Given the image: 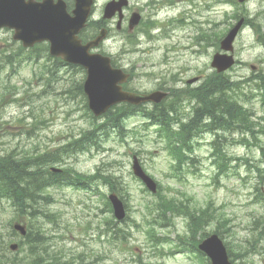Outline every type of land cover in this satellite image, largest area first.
Wrapping results in <instances>:
<instances>
[{"label":"rangeland","instance_id":"1","mask_svg":"<svg viewBox=\"0 0 264 264\" xmlns=\"http://www.w3.org/2000/svg\"><path fill=\"white\" fill-rule=\"evenodd\" d=\"M107 1L96 0L92 20L101 17ZM216 1L161 0L159 5L167 8L153 20L161 25L177 19L183 23L154 29L151 39L138 28L133 36L138 44L130 45L125 35L117 34L113 21L111 37L99 51L111 56L118 67L133 72L127 85L133 91L149 92L161 83L174 88V78L180 87L187 80L200 77L193 85L196 87L213 73L211 59L219 51L213 44L214 39L199 43L196 36L200 33L218 35L231 22L225 15L231 14L232 7ZM242 6L248 9L250 18H264V0H245ZM129 8L124 11L126 22L137 8V0H129ZM126 22L123 28H126ZM88 34L93 33L88 31ZM256 37L249 25L238 34L233 50L237 63L226 72L233 80H242L251 73L264 70V48ZM19 47L10 34L0 35V60L15 54ZM24 53L27 62L6 68L0 76V156L55 153L93 123L74 86L82 81L84 74L52 64L44 49ZM253 90L252 84L244 86L245 97L242 99L253 112L254 120L264 126V107L253 97ZM193 105L189 106L192 108ZM189 106L184 105L186 117L190 115ZM96 122L101 123L102 119ZM144 122L138 115L129 117L125 122L129 133L125 137L111 132L100 148L92 147L86 153L66 156L69 158L64 164L53 165L70 167L85 176L98 171L99 179L93 180L91 191L70 187L47 190L52 203L45 205V213L55 216L53 219L42 216L31 224L34 230L41 229L50 238L47 242L50 250L62 252L71 263L77 262L76 257L82 255L86 264H199L196 249L185 241L190 236L188 217L169 213L159 215L158 223H146V218L151 221L157 212L151 210L147 214L144 207L155 202L158 211V200L132 174L131 156L136 154L163 195L176 198L196 212L206 207L217 209L213 220L197 234L196 241L203 233L219 231L223 242L238 256L235 264H264V236L258 238L264 227L254 224L255 219L264 217V202L254 201L255 191L264 190V152L260 149L264 147V134L249 137V144H242L241 135L226 133L221 143L228 166L222 173L213 164L211 156L210 144L214 135L198 134L192 140L195 161H188L177 170L174 167L176 160L173 161L166 151V143L158 135L157 127L146 126ZM110 178L113 180L111 185L104 181ZM111 186L126 201L128 217L122 223L107 227L106 221L112 214L104 196L107 198ZM19 217L7 202H2L0 233L17 242L20 239L10 234L11 224L15 220L27 222ZM117 227L125 233L121 241L112 239L111 232ZM150 229L153 231L147 234ZM184 247L188 250L184 251ZM17 257L24 259L27 256L21 253ZM26 262L24 259L23 263Z\"/></svg>","mask_w":264,"mask_h":264},{"label":"trees","instance_id":"2","mask_svg":"<svg viewBox=\"0 0 264 264\" xmlns=\"http://www.w3.org/2000/svg\"><path fill=\"white\" fill-rule=\"evenodd\" d=\"M89 26V31H95L99 28L97 23H90ZM251 26L258 42L264 47V31L262 29L264 24H251ZM86 38V36H83V40ZM126 40L131 45L136 43L133 35H127ZM69 67L84 74L81 68ZM247 83H252L256 96L264 104V72L253 74L244 81H233L225 74L212 73L202 84L195 88L187 87L179 91L171 89L170 99L161 105L154 106L151 110L120 105L104 115V120L101 123H97L92 118L93 123L88 130L83 131L78 137L73 138L56 150L55 153L50 152L39 155L31 153L23 155L21 153L0 156V204L7 202L13 208V213L16 212L20 215L19 218H25L27 221V234L23 240L19 241V251L13 256H10L12 253L7 248L12 241L11 238H7L0 233V264H86L82 255L76 257L77 262L71 263L69 259H65L66 257L62 252L51 251L47 245L50 238L46 237L41 229L34 230L31 222L42 216L47 219H53L55 216L51 213H45V205L48 206L52 203L50 195L46 194L45 189L64 186L79 189L84 187L85 181L91 180V178L99 179L98 173L89 178L77 173L70 167L62 169L60 173L51 172L50 167L59 163L64 164L70 156L83 153L92 147L98 148L99 144L104 142L105 132L108 129L111 132L124 135L127 133L124 121L135 112H140L143 118L150 121L151 125L158 127L159 136L166 142V148L170 155L176 159V169H181L188 161H194L192 157L193 147L190 142L197 133L201 131L213 133L215 140L211 144V156L214 158L213 164H216L220 173H222L228 166L227 158L222 151L221 139L224 140L223 134L238 132L242 136L240 143L244 144H249L246 140L248 135L264 134V127L255 129L258 124L251 119V112L240 103V97L243 95L241 85ZM74 86L85 101L81 81L76 82ZM7 89L10 90L8 87ZM182 97L187 98L190 103H194L191 114L185 121L182 120L183 114L180 112L179 106ZM84 104L86 108V103ZM261 149L264 152L263 148ZM257 170L259 171V168ZM112 181L110 179V182ZM111 191L117 193L114 186H111ZM256 193L254 201L256 203L264 202V197L259 190H256ZM120 198L123 199L122 196ZM104 199L111 214L112 210L106 196H104ZM157 200L158 211L155 203L146 204L144 207L147 214L151 210L157 212L155 217H152V221L147 220L146 223L149 225L154 222L158 223L156 217H159V215L166 216L169 213H180L189 218V231L193 236L196 235L201 226L213 220L214 211H216V209L206 207L198 213L182 202H178L174 197L164 196L161 190H158ZM111 220L113 218L106 221L107 227L115 224ZM220 221L219 218L218 222ZM258 223L264 227V217L255 219L254 224ZM114 227L116 226L114 225ZM151 231L153 229L147 230V234H150ZM11 234L15 235L13 231ZM124 234L118 227L111 232L114 241H121ZM204 236L205 234L201 238ZM263 236L264 228L258 234V238L262 239ZM154 240L157 241V239ZM21 253H26L27 257L24 258L27 259L26 263H23L24 259H18L17 257ZM228 254L232 258V262H235L238 258L231 247L228 248Z\"/></svg>","mask_w":264,"mask_h":264},{"label":"water","instance_id":"3","mask_svg":"<svg viewBox=\"0 0 264 264\" xmlns=\"http://www.w3.org/2000/svg\"><path fill=\"white\" fill-rule=\"evenodd\" d=\"M74 7L71 14L63 0L54 3L53 0H43L35 3L34 0H0V28L8 27L15 30L13 39L20 41L23 47H32L35 43L47 41L49 53L52 57L61 58L68 64L79 65L86 70L83 91L87 97L88 107L94 116L105 114L111 107L119 103L140 105L148 102L160 103L167 93L155 91L149 94L125 92L122 85L127 82L129 75L119 68H113L111 59L98 53H90V49L99 46L106 37L107 31L102 29L99 34L86 44L78 38L85 28L91 12L93 0H73ZM242 2V0H240ZM127 0L112 1L104 11V19L112 18L119 13L118 28L122 20V8ZM139 16L133 15L129 21L131 31L138 23ZM241 19L220 43L221 50L232 52L233 41L242 26ZM234 64L233 56L216 54L211 66L217 72H223ZM197 79L189 80L191 84ZM133 173L152 192H156V184L142 170L136 158L132 166ZM114 217L122 220L125 217L123 202L115 194L109 196ZM14 228L25 235V228L15 225ZM11 250H17L14 244ZM200 251L210 258V264H231L226 248L217 235H212L199 245Z\"/></svg>","mask_w":264,"mask_h":264},{"label":"flooded vegetation","instance_id":"4","mask_svg":"<svg viewBox=\"0 0 264 264\" xmlns=\"http://www.w3.org/2000/svg\"><path fill=\"white\" fill-rule=\"evenodd\" d=\"M37 2H40L41 0H36ZM156 6V0H143L139 4V10L142 12V21L143 23H149L147 22L148 18H151L154 14V7ZM147 14V15H146ZM144 18V19H143ZM157 25V24H156ZM2 34H13L12 30L8 29H0V35Z\"/></svg>","mask_w":264,"mask_h":264},{"label":"bare ground","instance_id":"5","mask_svg":"<svg viewBox=\"0 0 264 264\" xmlns=\"http://www.w3.org/2000/svg\"><path fill=\"white\" fill-rule=\"evenodd\" d=\"M179 91V90H178ZM179 121V120H178Z\"/></svg>","mask_w":264,"mask_h":264}]
</instances>
